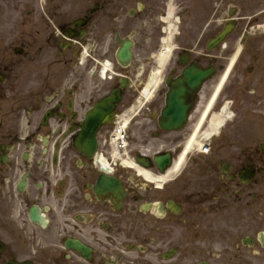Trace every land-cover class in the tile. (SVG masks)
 <instances>
[{
    "label": "flooded vegetation",
    "instance_id": "flooded-vegetation-1",
    "mask_svg": "<svg viewBox=\"0 0 264 264\" xmlns=\"http://www.w3.org/2000/svg\"><path fill=\"white\" fill-rule=\"evenodd\" d=\"M0 264H264V0H0Z\"/></svg>",
    "mask_w": 264,
    "mask_h": 264
},
{
    "label": "bare ground",
    "instance_id": "bare-ground-1",
    "mask_svg": "<svg viewBox=\"0 0 264 264\" xmlns=\"http://www.w3.org/2000/svg\"><path fill=\"white\" fill-rule=\"evenodd\" d=\"M175 35V30H173L170 34V36L168 37L167 41L170 42L171 39L174 37ZM173 49L172 46H169L168 48L164 49L163 52L161 53V55H159V63L160 65H162L160 67V69L164 66V64L166 63L167 59L170 58V55L172 54ZM160 69H158L157 71H155L154 74L151 75L150 80L148 81L147 87L145 89L144 95L146 96V98H148L151 94V90L156 88V84L158 83V76L160 75ZM192 142H189L188 146L186 147L184 153L182 154V156L180 157V160L178 162V164L176 165V167L180 164V162L183 160V158L191 151L192 148ZM126 164H129L131 167L134 165L133 162H127ZM139 169V171H141L144 175H146L148 178H151L150 174L142 169V168H137Z\"/></svg>",
    "mask_w": 264,
    "mask_h": 264
},
{
    "label": "water",
    "instance_id": "water-1",
    "mask_svg": "<svg viewBox=\"0 0 264 264\" xmlns=\"http://www.w3.org/2000/svg\"><path fill=\"white\" fill-rule=\"evenodd\" d=\"M189 75V74H188ZM200 74H198L199 76ZM191 78H198L197 76L190 77ZM116 100H113L115 102ZM106 106H100L99 108L96 109L94 115H92L93 119H95L97 122H99L105 115V112L107 109H105ZM105 109V110H104ZM104 110V111H103ZM103 111V113H102Z\"/></svg>",
    "mask_w": 264,
    "mask_h": 264
}]
</instances>
